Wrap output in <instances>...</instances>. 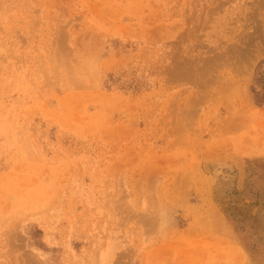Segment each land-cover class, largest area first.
<instances>
[{
    "label": "rangeland",
    "instance_id": "374dc122",
    "mask_svg": "<svg viewBox=\"0 0 264 264\" xmlns=\"http://www.w3.org/2000/svg\"><path fill=\"white\" fill-rule=\"evenodd\" d=\"M263 59L264 0H0V264H264Z\"/></svg>",
    "mask_w": 264,
    "mask_h": 264
},
{
    "label": "trees",
    "instance_id": "16d2710c",
    "mask_svg": "<svg viewBox=\"0 0 264 264\" xmlns=\"http://www.w3.org/2000/svg\"><path fill=\"white\" fill-rule=\"evenodd\" d=\"M264 64V59L259 63L257 75L255 77V84L257 86L252 87L255 102L258 105L264 104V70H262V65Z\"/></svg>",
    "mask_w": 264,
    "mask_h": 264
}]
</instances>
